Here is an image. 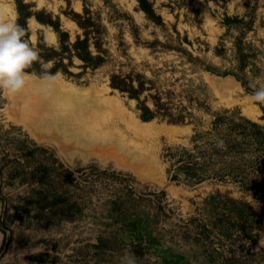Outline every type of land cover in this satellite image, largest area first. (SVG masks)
I'll use <instances>...</instances> for the list:
<instances>
[{
  "label": "rangeland",
  "instance_id": "rangeland-1",
  "mask_svg": "<svg viewBox=\"0 0 264 264\" xmlns=\"http://www.w3.org/2000/svg\"><path fill=\"white\" fill-rule=\"evenodd\" d=\"M150 1L161 23L138 0H112L135 19V38L110 1L88 0L107 26L103 47L110 62L84 71L74 58L68 75L30 71L112 98L121 112L102 123L111 122L117 136L123 132L119 142L139 154L134 162L121 155L123 166L115 162L116 143L102 147L109 154L102 158L73 142L59 148L48 133L39 139L0 93V264H120L125 254L136 264H264L262 151L245 142V149L229 147L242 135L212 124L227 111L264 129V105L252 100L249 87L250 81L264 84V0ZM24 2L32 12L28 40L37 51L39 43L59 42L35 14L59 15L71 40L82 32L71 14L82 12L83 0ZM226 16L239 18L228 26ZM18 18L17 0H0V21ZM237 43L249 53L244 69ZM120 67L145 74L146 85L155 87L147 92L160 95L174 116L182 110L185 121L143 119L138 100L110 85ZM172 126L185 132L170 138L163 129Z\"/></svg>",
  "mask_w": 264,
  "mask_h": 264
},
{
  "label": "trees",
  "instance_id": "trees-1",
  "mask_svg": "<svg viewBox=\"0 0 264 264\" xmlns=\"http://www.w3.org/2000/svg\"><path fill=\"white\" fill-rule=\"evenodd\" d=\"M68 3L70 0H67ZM110 1L115 13L121 16H125L129 19L131 31L135 38L139 35V26L135 22V19L129 12H123L115 3ZM139 7L145 12V14L153 19L157 23L162 22L161 15L157 14L153 4L150 0H138ZM17 6L19 11L18 24L22 25L26 29V38L28 39V27L27 19L32 12L29 10V4L25 3L24 0H17ZM45 12V10H44ZM46 13V12H45ZM38 21L50 25L58 36V46H47L45 43H39L38 54L39 59L34 62L32 68L29 71H35L41 75L54 74L57 72H62L64 74H71L70 66L74 63V58L79 59L82 63L79 65L83 70L91 69L95 70L103 64L110 62V51L109 49L103 47L104 37L108 33L107 26L102 23L101 14L97 11L91 10L88 0H83V10L82 12L72 11L71 18L77 23L79 28L82 30L74 40H71L69 31L62 28L61 19L59 15H54L48 13L47 17H41L35 14ZM239 17H225V22L229 24L238 19ZM186 40H188L186 38ZM153 43H159L164 47L169 45L161 42L160 40H155ZM237 60L239 62L238 68L244 69L248 65L249 53H247L240 44L237 43ZM217 54L221 52L218 49ZM126 53V49L123 50ZM127 55V53H126ZM52 62V66L49 69H41V63ZM47 73V74H45ZM242 80L243 84H247L243 77H238ZM149 80L145 74L140 72H135L132 68L129 72H124L120 67L118 70H114L110 74V85L118 89L120 92L127 94L131 98L138 100V106L141 109V117L143 119H149L156 115L163 116L167 118L168 121L173 123L184 122L186 116L182 110L174 116L170 111V107L167 102L162 101V97L158 94H153L149 91L154 87V83L150 86L146 85ZM144 95V97H143ZM152 102V106L149 104ZM264 109V107H263ZM227 111L222 113H217L212 121L213 129H218L225 125V128L231 133H239L242 135L241 140L238 142H233L229 140V147L244 148L245 143H252L254 145L258 144V150L262 151L261 158L257 159V164L264 172V129L259 123L247 119L245 117H237L236 115H228ZM245 142V143H244ZM250 145V144H249ZM245 149V148H244Z\"/></svg>",
  "mask_w": 264,
  "mask_h": 264
},
{
  "label": "bare ground",
  "instance_id": "bare-ground-1",
  "mask_svg": "<svg viewBox=\"0 0 264 264\" xmlns=\"http://www.w3.org/2000/svg\"><path fill=\"white\" fill-rule=\"evenodd\" d=\"M9 98L10 103L18 107L20 114L17 118L32 130L39 139L42 138L40 133H48L49 139L58 143L59 148L65 150L68 144L73 142L79 148L81 147L84 150L90 149V151L96 153L99 157L104 158L105 155L109 154L102 147L116 143L119 153L117 154V151H115L112 157L120 166H123V160L121 161L118 156L124 157V161H128L130 158L133 162V157L137 158L139 156L138 153L132 151L129 145L127 146L124 143L125 141L119 142L120 139L122 140L123 135L121 133L123 132L117 136L112 132L114 130L111 129L114 127L113 124V127L108 125L109 123L111 125V122H108L106 125L102 123L105 117L109 118V116L118 112L119 107L114 104L112 98L106 97L104 94L100 95L91 88L76 87L53 76L38 78L31 75L26 86L18 93L9 96ZM124 130L126 131V128ZM163 132L170 138H177L178 135H182L185 132V128L172 126L163 129ZM134 133L132 136H134ZM147 134L145 133V135ZM119 135L122 136L120 139ZM126 135L128 136L127 132ZM109 149L108 151H110Z\"/></svg>",
  "mask_w": 264,
  "mask_h": 264
},
{
  "label": "clouds",
  "instance_id": "clouds-1",
  "mask_svg": "<svg viewBox=\"0 0 264 264\" xmlns=\"http://www.w3.org/2000/svg\"><path fill=\"white\" fill-rule=\"evenodd\" d=\"M38 59V51L26 38L25 27L11 20L0 21V93L12 96L21 91L33 74L29 69ZM40 67L43 70L48 65L41 63ZM249 87L253 89L252 100L264 105V84L250 81ZM120 264H136V259L125 254Z\"/></svg>",
  "mask_w": 264,
  "mask_h": 264
}]
</instances>
